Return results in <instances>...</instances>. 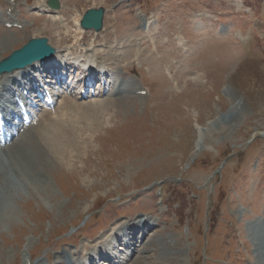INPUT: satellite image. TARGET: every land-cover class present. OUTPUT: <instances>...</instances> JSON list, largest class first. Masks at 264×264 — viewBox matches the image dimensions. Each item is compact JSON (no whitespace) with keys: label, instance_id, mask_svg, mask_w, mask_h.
Masks as SVG:
<instances>
[{"label":"rangeland","instance_id":"rangeland-1","mask_svg":"<svg viewBox=\"0 0 264 264\" xmlns=\"http://www.w3.org/2000/svg\"><path fill=\"white\" fill-rule=\"evenodd\" d=\"M40 3L18 0L22 24L37 16L36 25L6 34L40 31L60 54L103 62L111 80L147 94L112 101L109 94H63L22 130L34 135L36 122L45 113L56 118L67 97L104 108L100 124L67 116L82 127L79 146L63 161L46 155L30 185L9 165L14 188L0 186L7 208L0 213V264H48L71 253L82 264L83 254L142 216L157 219L142 230L146 248L142 238L131 249L120 242L116 262L262 264L264 235L254 221L264 216V0H60L63 22ZM91 7L105 8L103 29L85 30L75 43L73 19ZM248 62L252 89L242 72ZM6 151L0 149L4 161Z\"/></svg>","mask_w":264,"mask_h":264},{"label":"bare ground","instance_id":"bare-ground-1","mask_svg":"<svg viewBox=\"0 0 264 264\" xmlns=\"http://www.w3.org/2000/svg\"><path fill=\"white\" fill-rule=\"evenodd\" d=\"M46 1L43 0V3L42 4L40 3V4L42 6H45L46 8H48L50 12H52V13L54 12L55 14H58L55 17L56 21L63 22L62 21L63 16L61 15V13L59 11L60 9H58V10L52 9L48 4L45 3ZM0 8H2V10L0 9V32L2 35V36H0V57H2V56L4 57V55L7 52L15 49L16 45L25 43L26 41H28L32 37L34 38L35 35L40 36V34H39L40 31H35L37 34L35 33V35H32V36L26 35L23 38H20L18 36H16V38H14L11 35H7L6 33H8L9 30L14 31V32L15 31L22 32V31L27 30L30 27L35 26L36 25L35 22H37V19H36L37 16H35L34 20H32L30 23L24 24L23 28L20 30L13 27V26L11 28H7L5 26V23H13V24L15 22L21 23L22 21H24L26 19H22L21 16H19V14H18V10H19L18 0H14V1L9 0L5 3L4 6H2ZM9 8L11 9L13 16L6 14L5 10L9 9ZM47 10H45V11H47ZM2 12L5 13L4 16H2ZM16 12H17V15H16ZM81 17H82V15L81 16L76 15V17L73 19L75 22V25L78 28L76 34L74 35V37L76 38L75 43L80 39L81 32L83 33V31H85L80 26ZM28 21H30V20H28ZM52 23H53V20H52ZM144 23H145V26L150 28L151 23L148 21V19H147V22L144 21ZM57 24L59 25V23H57ZM62 26H64V25H62ZM59 27H60V25H59ZM67 29L71 30L73 32L72 29H69V28H67ZM5 31H8V32H5ZM64 36H65V34H64ZM1 37H3V38H1ZM179 37L181 38V36H179ZM84 53H86V52H84ZM65 54H67V52ZM68 54L70 55L72 53L68 52ZM82 55H84V54H82ZM60 57H61L60 50H58V53L53 58H49L43 62L37 61V62H34V64L31 67L15 70L12 73H5V74L0 75V101L5 102L6 100H9V99L12 101V99L16 95V93L14 92L15 90L13 88H15V89L19 88V90L22 91L24 88H26L25 85L31 86L32 82H33V78L31 77V76H33L32 71H34V70L36 71V69H37V71L43 69V71L41 70L42 73L43 72L48 73L50 71V73H52V74L55 73L54 71H56V70H59V72L70 70L71 67H73V65L70 63L62 62V59H60ZM83 57L84 56H82V58L76 59V61L79 60V62H80L79 64L81 67L87 66V65L95 66L96 64L97 65L100 64L99 65L100 69H104L107 72L109 71V66L107 64H105L103 62H99V61L98 62L93 61L91 58L85 59ZM250 64H252V63L251 62L245 63L244 69L242 72L245 73V75L243 74L244 75L243 77H246L245 81L248 82V87L250 89H252L253 83L249 82V81L251 80L250 77H252L254 71L251 68ZM127 69H129V68H127ZM127 72L128 73H136V74L138 73V71H136V72L127 71ZM91 75L96 76L97 74H96V72L91 71ZM41 76H42V74H41ZM20 78H21V80H20ZM22 79H24L23 82H22ZM168 79H170V78H168ZM46 80H49V78H47ZM10 81H12L15 84V86L10 85V83H9ZM16 84H18V87L16 86ZM122 84H123L122 86L125 88V90L123 89L122 86H119V88L115 89L112 92V95H113V93H115L114 95H116L115 96L116 99H118L119 97L122 98L126 94L128 96H130V94H133L134 97H136V98L141 97L140 94L134 93L135 90L141 89V88L136 87L133 83H131V84L126 83V81H124ZM262 97H263V95H262ZM108 98L110 99V101H112L111 99H114L111 96H109ZM59 108L61 111L56 114V115H58L57 116L58 118L57 117L56 118H49L48 117L49 114L45 113L46 115L43 118L39 119L38 122H36V125H35L36 126V128H35L36 133L34 135H28V134H26L27 133L26 130H25L26 131L25 132V131H22L20 128H18V133L13 138L11 144L5 146L8 149V151H6L7 161L0 159V167L2 168V169L0 168V186L1 187L3 186V188L6 189L7 191L12 190V188H14V187H12L13 181H12L11 176H10L11 171H13V173L16 175V177L18 179L23 178V180L26 181L25 183L30 185V181L31 180L34 181L35 178H38L39 172H40V171H38L36 173V175H33V172H34L33 170H35V169L38 170V166L41 165V161H42V163H44V161H45L44 158L46 155H50L53 159H55L57 161H63L65 158V156H64L65 154L68 155L69 157H72L70 150L79 146L78 142H79L81 137L76 135V132L77 133L80 131L82 132V127H80V125L78 126L75 123L76 118H73L74 120H72V122L71 121L69 122L67 120L68 119L67 116L70 115L71 113L73 115V113H74L77 115V118L82 120V123L88 121L92 124H97V123L100 124L101 123L100 115L102 114L103 109H104L102 104H100L99 101L96 103H92V104L88 103L87 105H82V104L76 102L73 99V97H67V98L63 99ZM65 116H66V118H65ZM73 117H76V116L74 115ZM35 119H37V118H35ZM33 127H34V125H33ZM27 130L29 131V129H27ZM16 142H17V144H16ZM1 150H3V148ZM9 165L11 167V171L8 168ZM32 175H33V178H32ZM3 191L5 192V190H3ZM6 209H7L6 207H4L3 205H0V213H3V211ZM9 215L11 216V214H8V216ZM0 216L2 218V216H4V215H0ZM156 221H157V219H156ZM156 221L149 219V217H143L142 216L140 219H138V220L136 219L135 221L128 222L127 224H124L122 227L119 226V228L115 230V236L113 238V241L115 240V242L112 241L110 244H107L104 247L101 246L96 252H94V254H93V252H87L86 254H83V256L84 255L86 256L88 254H93V255L91 256V259H89L88 261L81 262V263L82 264H100L96 259L101 258V261H102V259H104V262H106V260L110 261V259H111V263H105V264H116L117 263L115 260L116 256L114 255V252H112V250L116 249V244L120 243V242H124L126 247L128 249H131L132 247H134V245H136V242L138 241L139 236L140 237L144 236L143 241H142V244H143L142 250H143L144 248H146L147 243L145 242L146 232H144L142 230H143L144 226H147L148 224H155ZM254 224L255 225L258 224V229L260 230L259 233L261 234V236L264 235V226H262L264 224V216L255 220ZM156 226L158 228L157 224H156ZM111 235H113V233ZM144 243H146V244L144 245ZM262 243H263V240H259L257 242L258 245L257 244L256 245L260 249H262L261 248ZM133 254H135L134 251H131L130 253L127 254V256H132ZM63 257H65V256H63ZM66 257H65V259L63 258V261L65 262L64 264H76V260L73 259L74 255L72 253H71V258L68 257V259H67ZM55 259H57V260H55ZM55 259L54 258L52 260L48 259L49 260L48 264H63V261H62V259H60V257H56ZM58 259H60V260H58ZM118 263L123 264V261L118 262ZM261 263L264 264V261ZM32 264H43V263H41L40 261H36V262H32Z\"/></svg>","mask_w":264,"mask_h":264},{"label":"water","instance_id":"water-1","mask_svg":"<svg viewBox=\"0 0 264 264\" xmlns=\"http://www.w3.org/2000/svg\"><path fill=\"white\" fill-rule=\"evenodd\" d=\"M53 8H60L59 0H48ZM105 8L88 9L81 20L85 29H95L99 32L103 29ZM56 53V48L49 43L47 37L31 38L21 49L15 50L10 56L0 61V75L16 69L26 68L38 60H46Z\"/></svg>","mask_w":264,"mask_h":264}]
</instances>
